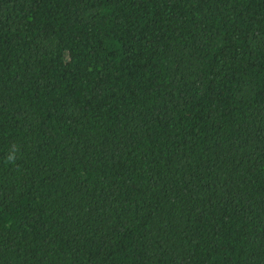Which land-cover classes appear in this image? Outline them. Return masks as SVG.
I'll list each match as a JSON object with an SVG mask.
<instances>
[{
    "label": "trees",
    "instance_id": "trees-1",
    "mask_svg": "<svg viewBox=\"0 0 264 264\" xmlns=\"http://www.w3.org/2000/svg\"><path fill=\"white\" fill-rule=\"evenodd\" d=\"M0 264H264V0H0Z\"/></svg>",
    "mask_w": 264,
    "mask_h": 264
}]
</instances>
